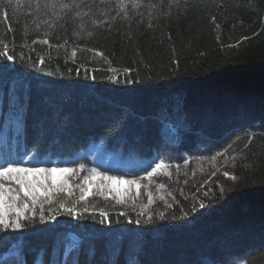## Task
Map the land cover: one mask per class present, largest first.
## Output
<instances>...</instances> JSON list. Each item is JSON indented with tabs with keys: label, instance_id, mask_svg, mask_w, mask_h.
Returning <instances> with one entry per match:
<instances>
[{
	"label": "trees",
	"instance_id": "obj_1",
	"mask_svg": "<svg viewBox=\"0 0 264 264\" xmlns=\"http://www.w3.org/2000/svg\"><path fill=\"white\" fill-rule=\"evenodd\" d=\"M4 43L0 164L49 157L73 168L58 179L74 194L36 177L47 194L19 197L20 229L0 225V264H264V0H0ZM184 90L188 127L174 144L161 115ZM105 143L181 155L157 173L149 214L81 198L110 173L143 175L117 154L82 161Z\"/></svg>",
	"mask_w": 264,
	"mask_h": 264
},
{
	"label": "rangeland",
	"instance_id": "obj_2",
	"mask_svg": "<svg viewBox=\"0 0 264 264\" xmlns=\"http://www.w3.org/2000/svg\"><path fill=\"white\" fill-rule=\"evenodd\" d=\"M185 98H186V91H176L172 95H170L167 98V102L164 105V110L162 112V118L164 119V137L172 142L178 144L181 139V134L183 129L188 127V121H187V115L185 111ZM105 146L109 149V152H105L102 147H98L96 149L95 147L91 150H84L81 153V159L82 161H88V162H97L95 164H103V161L108 160H114L112 159V156L120 155L122 157H128L129 160H131L132 163H137L135 166H143L144 168L142 169L143 175H137V177H129V175L124 174L123 172L115 173L112 174L110 173L108 177H116L118 180L122 179L124 181H135L137 184H139V188L137 189L136 184H112L110 181L106 180L104 181L103 184H88L85 183V187H83L85 190L83 192L81 191L84 199L91 196V195H99L103 196L106 199H112L114 202L117 203V205H120L125 208H134L138 209L139 211L142 212V214H146L151 212L150 210L152 207H155V204L149 205L148 200L151 199L152 197L155 196V192L158 189V183H157V176L159 171L162 168H165L166 164L169 163V165H172L173 162L176 164L180 162L181 155L176 154L175 156H168L167 160L162 158V150H156L153 155L149 158H144L141 157L138 153H136L134 150L128 151L126 147L120 146L118 150H112L110 146H108L105 143ZM184 152V151H183ZM156 155V156H155ZM174 155V154H172ZM186 155V154H185ZM49 158V157H48ZM47 157H40L37 154H31L25 160L22 162L18 163V167H23V168H44V169H49V168H70V166H60L62 163H58L56 165H52L53 163L50 162L49 164L46 162L48 159ZM81 159L77 158V163L81 161ZM203 159V157H202ZM216 158H211L210 160L206 161V168L204 165L196 166L194 167L193 172L198 174V172H206L207 167L211 165L213 162H215ZM136 160V161H135ZM204 160V159H203ZM28 161V162H27ZM135 161V162H133ZM161 162L162 167L157 170L152 176H149V173H153V170L156 169V165ZM208 162V163H207ZM72 167V166H71ZM73 169V168H72ZM105 171H108L107 169ZM142 174V173H141ZM59 173H57V178H59ZM187 177V176H186ZM186 177H180L179 180L180 182L185 180ZM31 181H39V177L36 178L35 176L29 177ZM51 180V179H50ZM153 180V181H151ZM190 180V179H188ZM53 182V181H52ZM0 183H3L5 187L9 190H14L12 195H18L19 197L21 196L23 200H29L31 201L28 197L24 196V193L20 191V185L16 184L15 181L13 180H5L3 178H0ZM157 183V184H156ZM102 185V187L100 186ZM40 187V184H38ZM53 188H55L58 192H63V194H68L72 195L74 194V188L71 186V183L68 180H64L63 182L60 181V183L53 184ZM98 188L101 190L96 191ZM86 191V193H85ZM98 192L99 194H97ZM39 195V194H38ZM176 199V195L172 194L170 197L167 198V200H172ZM178 200V199H177ZM176 200V201H177ZM148 203H145V202ZM153 201V200H152ZM11 196L7 197L6 203H11ZM32 202V201H31ZM157 203L160 202V200H156ZM155 203V202H153ZM170 204V203H169ZM169 204H167L169 206ZM174 204V203H173ZM16 207H21L19 204H17V200L15 201ZM150 206V207H149ZM168 208V207H167ZM11 213H14V211H10ZM182 224V225H181ZM190 224V223H189ZM185 224L183 222H180L179 224H176V227L178 229L184 228ZM163 227V226H161ZM160 227V228H161ZM45 260V254L44 251L41 252L38 255V261L43 262Z\"/></svg>",
	"mask_w": 264,
	"mask_h": 264
},
{
	"label": "snow or ice",
	"instance_id": "obj_3",
	"mask_svg": "<svg viewBox=\"0 0 264 264\" xmlns=\"http://www.w3.org/2000/svg\"><path fill=\"white\" fill-rule=\"evenodd\" d=\"M8 6H11V0H7ZM62 7L67 8L69 5L65 4ZM11 29H9L10 31ZM48 41L45 40L44 43ZM3 47L5 51L0 52V55H4L8 60H12L13 56L8 55L6 49L8 48V44L4 43ZM162 165L157 164L156 169L153 170V173H149V176H152L158 169H160ZM73 172L72 169L68 168H23L14 166L9 163L6 167L0 166V178L5 180H13L16 184L20 185V191L24 193V196L28 197L32 204L35 205L38 199V195H46L47 193L42 191L38 184H43L44 180L40 179L39 181H31L29 177H47L53 181V184L60 183V180L57 178V173L63 174H71ZM94 177H100L99 173H94ZM105 180L110 181L112 184H136L137 189L139 188V184L135 181H124L122 179H117L116 177H102ZM14 190H9L5 187L3 183H0V225L3 226L4 229L9 227L13 229H20L23 225L20 223L21 218H27L24 216V210L28 209L29 205L27 203L23 204V207H16L15 201L19 200L18 195H12ZM11 196V203H6L7 197ZM84 198L83 196L81 197ZM151 202V200L149 201ZM10 211H14L16 213V219L9 222L8 213ZM69 213H71V209H68ZM103 215V214H102ZM103 222V221H101ZM138 222V221H137Z\"/></svg>",
	"mask_w": 264,
	"mask_h": 264
}]
</instances>
